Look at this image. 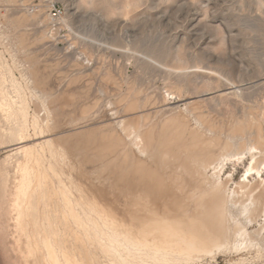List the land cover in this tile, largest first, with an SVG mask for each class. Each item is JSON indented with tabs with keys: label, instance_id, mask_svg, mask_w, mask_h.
Here are the masks:
<instances>
[{
	"label": "rangeland",
	"instance_id": "obj_1",
	"mask_svg": "<svg viewBox=\"0 0 264 264\" xmlns=\"http://www.w3.org/2000/svg\"><path fill=\"white\" fill-rule=\"evenodd\" d=\"M49 2L60 12L55 22L45 0H0V264H34L24 260V238L16 246L11 212L20 148L41 155L54 189L67 191L84 221L81 194L123 219L125 196L143 192L120 178L124 154L135 151L124 125L156 138L176 119L201 128V115L222 128V140L244 120L264 134V0ZM202 131L210 135L205 124ZM243 171L231 162L222 177L237 181ZM147 194L151 204L167 202ZM56 202L64 209L59 194ZM256 223L248 232H261ZM74 230L75 254L87 264L127 263L124 248L107 252ZM263 248L181 264H264Z\"/></svg>",
	"mask_w": 264,
	"mask_h": 264
},
{
	"label": "bare ground",
	"instance_id": "obj_2",
	"mask_svg": "<svg viewBox=\"0 0 264 264\" xmlns=\"http://www.w3.org/2000/svg\"><path fill=\"white\" fill-rule=\"evenodd\" d=\"M197 120L201 125L197 129L173 120L156 138L124 125L123 134L133 138L135 151L124 154L120 178L137 181L143 192L125 196L123 219L81 194L78 204L88 211V221H84L67 191L54 189L41 155L34 148H20L25 160L17 165L21 179L11 212L17 247L24 238V260L87 264L75 254L76 242L82 241L76 225L89 239L104 243L101 246L107 252L124 248L126 264H181L216 253L260 254L264 247V134L260 128L251 133L244 120L233 122L222 140L221 127L201 115ZM203 124L209 136L202 131ZM231 162L244 169L237 181L233 173L222 177ZM110 164L117 166L113 161ZM148 191L167 202L161 206L147 202ZM58 194L64 209L57 205ZM258 220L263 222L261 232H248L247 226Z\"/></svg>",
	"mask_w": 264,
	"mask_h": 264
},
{
	"label": "built area",
	"instance_id": "obj_3",
	"mask_svg": "<svg viewBox=\"0 0 264 264\" xmlns=\"http://www.w3.org/2000/svg\"><path fill=\"white\" fill-rule=\"evenodd\" d=\"M45 2L49 4V8H50L49 15L51 21L53 22L57 21L60 15L58 8L53 3L49 2V0H45Z\"/></svg>",
	"mask_w": 264,
	"mask_h": 264
}]
</instances>
